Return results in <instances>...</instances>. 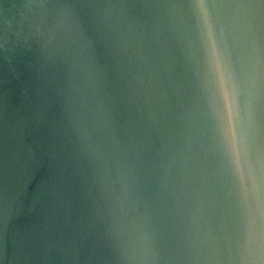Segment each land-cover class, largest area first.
Masks as SVG:
<instances>
[{"label":"water","instance_id":"95a60500","mask_svg":"<svg viewBox=\"0 0 264 264\" xmlns=\"http://www.w3.org/2000/svg\"><path fill=\"white\" fill-rule=\"evenodd\" d=\"M0 264H264V0H0Z\"/></svg>","mask_w":264,"mask_h":264}]
</instances>
